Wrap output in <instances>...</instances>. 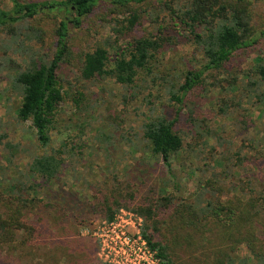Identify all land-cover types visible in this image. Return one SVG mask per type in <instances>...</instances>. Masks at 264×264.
<instances>
[{"label": "rangeland", "instance_id": "1", "mask_svg": "<svg viewBox=\"0 0 264 264\" xmlns=\"http://www.w3.org/2000/svg\"><path fill=\"white\" fill-rule=\"evenodd\" d=\"M101 1L94 12L82 18V24L71 31L69 53L58 68L65 95L53 114L49 133L52 146L63 141L68 142V146H76L66 153L57 182L69 193L66 195L78 199L79 204L73 207L61 200L67 209L60 213L67 214V224L72 225L74 231L69 239L67 237L72 249L65 250L68 255L60 253L55 262L41 257L39 262L43 264H111L101 251L99 237L103 224L109 220L105 217L106 210L97 203L106 196L114 195L111 202L119 200V207L112 206L115 211L112 219L124 225L132 235L137 230L141 233L143 227L142 216L134 210L136 205L156 200L161 189L174 197L176 205L181 201L195 204L199 194L200 205L218 194L223 200L233 194L247 200L253 191L264 190L263 108L243 103L239 108H230L227 114L218 110L219 101L226 98L228 92L233 94L234 77L239 86L249 77L257 79L253 69L256 57L264 58V37L261 35L253 45L233 52L224 67L206 70L202 82L187 96L184 107L176 114L178 106L169 100L167 92L172 84L176 86L182 72L199 63L202 56L194 51L187 30L172 18L170 7L185 8L190 0H173L174 3L146 0L117 8L108 0ZM0 7L9 9V0H0ZM249 9L252 26L258 33L264 28V0H250ZM132 11L137 12L139 18L131 33L151 34L163 43L148 70L128 87L111 77L82 78L79 67L84 52L99 44H106L110 52L126 45L129 32L119 29L126 25L124 21ZM57 13L58 16L70 15L65 9ZM33 25L45 31L41 42L24 36L26 28ZM54 25V19L41 15L34 20L0 26L2 190H7L12 182L21 181L26 164L45 151L34 143L29 122L17 120L20 97L8 89V79L17 65H27L29 51L44 54L46 59L51 57ZM163 109L172 119L178 116L175 128L183 138L182 148L171 158V169L151 152L141 131L144 119ZM188 113H193L196 120L203 119L202 134L193 132ZM237 153L247 156L239 167ZM169 210L173 213V206ZM174 220V215L167 220L170 230ZM256 228L260 238L256 251L262 256H255L245 243H235L228 264H242V259L246 260L244 264H264V225L256 224ZM103 233V238L110 242V233L106 230ZM174 234L171 233L173 237ZM206 236H212L213 243L205 241V250L212 252L214 245L218 247L217 237L209 233ZM196 250L179 251L176 264L203 263L206 258ZM71 251L74 255L69 260Z\"/></svg>", "mask_w": 264, "mask_h": 264}, {"label": "trees", "instance_id": "2", "mask_svg": "<svg viewBox=\"0 0 264 264\" xmlns=\"http://www.w3.org/2000/svg\"><path fill=\"white\" fill-rule=\"evenodd\" d=\"M144 1L108 0L115 8ZM9 2V9L0 7V26L34 20L41 15L55 20L51 57L46 59L44 54L29 51L27 65H17L8 79V89L20 97L16 108L17 120L29 122L34 143L45 151L26 164L21 181L8 184L7 190L0 189V264H43L39 262L41 257L55 262L60 253L68 255L65 250L72 249L67 237L69 239L74 231L72 225L67 224V214L60 213L67 209L65 204L60 203L61 200L73 207L79 204L78 199L66 195L68 192L57 182L65 165L66 153L76 146H68L66 141L52 146L49 133L53 114L65 95L58 68L69 53L71 31L77 29L82 24V18L94 12L102 1ZM170 2L174 3L173 0ZM249 5L250 0H190L185 8L170 7L172 18L187 30L194 51L200 52L202 56L199 63L182 72L179 82L173 78L177 84H172L167 93L169 100L178 106L176 114L184 107L187 96L202 82L206 70L224 67L233 52L253 45L261 35L264 37V28L256 33L252 26ZM61 9L69 11L70 15L58 16L57 10ZM129 13L124 21L126 25L119 29L129 32L126 45L110 52L106 44H99L84 52L79 67L82 78L111 77L121 86L128 87L133 86L140 74L148 70L151 59L163 43L151 34H132L139 15L134 11ZM26 29L25 38L33 37L41 42L45 34L43 28L33 25ZM253 72L257 79L249 77L241 86L238 85L237 77L233 78V94L228 92L226 98L219 101L220 113L227 114L230 108H239L243 103L263 108L264 113V58L256 57ZM177 117L170 118L163 109L147 116L141 124L143 138L151 152L168 169H171L172 156L183 146V138L175 128ZM187 119L194 128L193 132L202 134L205 125L203 119L196 120L193 113H188ZM236 157L239 161L237 167L247 160V156L238 153ZM217 191L220 192L219 189ZM160 192L156 200L137 204L134 210L143 218L141 235L155 250L161 264H176L182 249L189 253L193 249L200 251L206 258L203 259L204 264H228L235 243H245L255 256L259 255L256 247L260 238L256 224L264 225V190L259 193L251 191L247 200L238 194L223 200L218 194L213 199L204 200L203 205L199 204L200 194L195 204L181 201L176 205L172 195L162 189ZM113 198L114 195L106 196L97 203L106 210L105 217L108 220H112L115 213L112 206H120L117 199L111 202ZM171 206L173 213L169 210ZM159 213L162 214L161 218ZM173 215L175 220L170 230L167 220H171ZM174 232L173 237L171 233ZM206 233L214 234L218 240V247H210L212 252L205 250L204 242H212V236L208 238ZM71 252V256L67 257L69 260L74 255ZM195 259L198 260V257ZM245 262L242 259V264ZM203 263L197 261L195 264Z\"/></svg>", "mask_w": 264, "mask_h": 264}, {"label": "built area", "instance_id": "3", "mask_svg": "<svg viewBox=\"0 0 264 264\" xmlns=\"http://www.w3.org/2000/svg\"><path fill=\"white\" fill-rule=\"evenodd\" d=\"M105 230L110 233V242L103 238ZM101 231V251L111 264H161L140 231L129 235L125 226L116 219L105 222Z\"/></svg>", "mask_w": 264, "mask_h": 264}]
</instances>
